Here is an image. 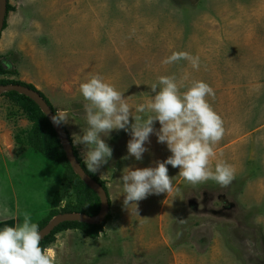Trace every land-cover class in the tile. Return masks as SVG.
Returning <instances> with one entry per match:
<instances>
[{
  "label": "rangeland",
  "instance_id": "obj_1",
  "mask_svg": "<svg viewBox=\"0 0 264 264\" xmlns=\"http://www.w3.org/2000/svg\"><path fill=\"white\" fill-rule=\"evenodd\" d=\"M7 1L12 9L0 33V61L10 72L0 79L32 84L55 112L66 110L62 125L84 163L86 147L73 143V134L87 128L81 83L99 74L136 114L158 77L175 75L214 89L208 99L225 134L211 167L223 161L234 168L228 186L193 185L168 165L173 191L126 208L123 170L155 167L172 154L153 133L141 161L124 159L130 132L103 134L113 155L95 174L106 186L109 217L96 238L75 228L57 232L45 247L55 248L57 264H264V0ZM179 51L199 56V70L185 60L162 63ZM22 106L17 96L0 95V208L16 217L12 225L25 212L39 224L95 203L48 128L32 130ZM160 127L156 121L155 131Z\"/></svg>",
  "mask_w": 264,
  "mask_h": 264
},
{
  "label": "clouds",
  "instance_id": "obj_2",
  "mask_svg": "<svg viewBox=\"0 0 264 264\" xmlns=\"http://www.w3.org/2000/svg\"><path fill=\"white\" fill-rule=\"evenodd\" d=\"M188 61L194 70H199L200 58L187 51L173 52L162 63L165 65ZM187 77L175 75L160 76L151 85L148 103L136 107V114L123 93L106 82L99 74L80 84L79 91L84 104L87 128L82 135L73 134L74 144H83L85 164L89 171L97 173L112 158L113 150L102 137L113 130L130 132L127 144L128 156L141 161L147 151L145 144L155 133L158 143H166L171 152L164 161H156L155 167L130 168L123 170L119 179L127 208L150 195L173 191V177L169 176L168 165L179 168V176L190 184L214 180L221 186H228L234 179V168L226 162L211 167L215 146L225 134L224 121L209 103L215 97L214 89L204 81L184 83ZM182 89H184L182 91ZM130 118L132 123H130ZM54 124L68 122V112L58 109L51 116ZM161 125L155 131L154 123ZM138 214V212H137ZM16 219L7 207L0 208V264H57L54 247H41L39 225L32 221L28 212L23 221L8 226L7 221ZM59 239V237H58Z\"/></svg>",
  "mask_w": 264,
  "mask_h": 264
},
{
  "label": "trees",
  "instance_id": "obj_3",
  "mask_svg": "<svg viewBox=\"0 0 264 264\" xmlns=\"http://www.w3.org/2000/svg\"><path fill=\"white\" fill-rule=\"evenodd\" d=\"M11 9H12V6L7 1V4H6V14ZM5 19H6V15H5ZM5 19H4V23H3V28L6 25V20ZM8 72H10V70L7 68V66H4V63L2 61H0V74L8 73ZM5 84H21L23 86H26V87L32 89V90L37 91L45 99V101L47 102V104L50 106L53 114L55 115L56 112L53 109V107L50 104V102L32 84L23 83V82H20V81H8V80L0 79V85H5ZM3 93H9V94L15 95V96L18 97V99L20 100V102H22V105H23L22 107H23L24 111L26 112L29 120L33 121V128H32V130H34V128H36V127H38L40 125H44V126H46L48 128V130L51 132L52 136L54 137V141H55L56 147H57L60 155L62 156V158L65 160V163H66L69 171L72 173V175L76 179L81 180L73 172V170L71 169L68 161L65 158L64 151H63V149H62V147H61V145L59 143V140L57 138V135H56L54 129L52 128L50 122L47 120L46 116L41 112V110L39 109V107L30 98H28V97H26V96H24L22 94H19V93L15 92V91H7V92H3ZM32 130H31V132H32ZM64 130H65V128H64ZM65 132L67 133V136L69 138V141L72 144V141H71V138H70L68 132L66 130H65ZM31 135L32 136H34V135L36 136V132H35V134H34V132L31 133ZM32 139L33 138H30L28 140V144L30 146L34 147L35 149L40 150V147L38 146V143L35 142V141L33 142ZM72 150H73V153L76 156L78 162L80 163V165L82 166V168L85 170V172L87 174H89L96 182H98L105 189V191H106V186L104 185L103 181L94 172L89 171L88 168H87V166H86V164L78 157V155H77V153H76V151L74 149L73 144H72ZM86 187L93 193V195H94V197L96 199V202L95 203H93L91 205L82 204V205L73 206V207H71L70 209H67V210L66 209H63L60 212H80V213H85L87 215H94V214H96L98 212V210H99V198L96 195V193L94 191H92L87 185H86ZM54 201H55V196L53 197V200H52L53 205L55 204ZM108 202H109V199H108ZM108 217H109V214H107L106 217H105V219L101 223H98V224H87V223L81 222V221H65V222H62V223L58 224L48 235H46L41 240V247L42 248H45L46 245H48V243L52 242L55 239V234L57 232H59L60 230H63V229H67V228L80 229L84 233L85 236H87L89 238H96L98 236V233L101 230L104 222L107 220ZM48 221L49 220L47 219V220H45L43 222H39V224H38L39 225V229H41Z\"/></svg>",
  "mask_w": 264,
  "mask_h": 264
},
{
  "label": "water",
  "instance_id": "obj_4",
  "mask_svg": "<svg viewBox=\"0 0 264 264\" xmlns=\"http://www.w3.org/2000/svg\"><path fill=\"white\" fill-rule=\"evenodd\" d=\"M6 4L7 0H0V33L3 30V23L6 15ZM7 91H15L30 98L46 116L54 129L59 143L64 151L65 158L68 161L73 172L83 181L92 191L96 193L99 198V210L94 215H87L80 212H64L52 217L41 229L42 239L48 235L58 224L65 221H81L87 224H98L101 223L109 210L108 196L105 189L96 182L89 174L85 172L72 150V144L69 141L67 133L65 132L62 124L56 125L52 122L51 116L53 112L50 106L47 104L45 99L35 90H32L21 84H5L0 85V94Z\"/></svg>",
  "mask_w": 264,
  "mask_h": 264
},
{
  "label": "crops",
  "instance_id": "obj_5",
  "mask_svg": "<svg viewBox=\"0 0 264 264\" xmlns=\"http://www.w3.org/2000/svg\"><path fill=\"white\" fill-rule=\"evenodd\" d=\"M1 49H2V48H1ZM12 224H13V220H11V221L9 220V222L7 223L8 226H13ZM4 226H5V225H4Z\"/></svg>",
  "mask_w": 264,
  "mask_h": 264
}]
</instances>
